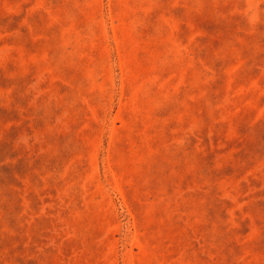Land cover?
Segmentation results:
<instances>
[{"label":"rangeland","instance_id":"obj_1","mask_svg":"<svg viewBox=\"0 0 264 264\" xmlns=\"http://www.w3.org/2000/svg\"><path fill=\"white\" fill-rule=\"evenodd\" d=\"M0 264H264V0H0Z\"/></svg>","mask_w":264,"mask_h":264}]
</instances>
